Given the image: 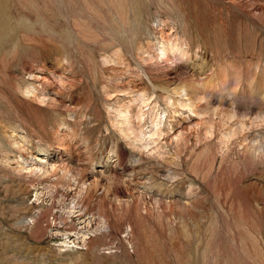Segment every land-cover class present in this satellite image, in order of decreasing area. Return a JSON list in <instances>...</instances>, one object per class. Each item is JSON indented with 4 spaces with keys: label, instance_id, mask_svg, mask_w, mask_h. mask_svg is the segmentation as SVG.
Here are the masks:
<instances>
[{
    "label": "rangeland",
    "instance_id": "obj_1",
    "mask_svg": "<svg viewBox=\"0 0 264 264\" xmlns=\"http://www.w3.org/2000/svg\"><path fill=\"white\" fill-rule=\"evenodd\" d=\"M162 19L188 57L144 64ZM191 73L211 77L207 116L129 144L116 106L141 88L172 113L163 96ZM263 95L264 0H0V264H264V158L203 135L219 109L255 117ZM98 202L110 231L82 242Z\"/></svg>",
    "mask_w": 264,
    "mask_h": 264
},
{
    "label": "bare ground",
    "instance_id": "obj_2",
    "mask_svg": "<svg viewBox=\"0 0 264 264\" xmlns=\"http://www.w3.org/2000/svg\"><path fill=\"white\" fill-rule=\"evenodd\" d=\"M154 25H155V29H156L157 36H158L157 41L153 45L147 44L148 46L142 47L140 44H138V47H137L138 49L136 51L137 52L136 55L139 56V59L144 64H150L158 60L168 62L169 59L174 58V57H181V58L188 57V47H187L188 41L186 40V37L183 35V33L178 31L176 22L170 21V24L167 25L166 19L165 20L162 19L160 23L154 24ZM119 51H120V48H118L114 52L115 56L118 58H119ZM109 57L111 56H108V59L110 60L111 58ZM210 81H211V77L209 76L197 75L195 73H191L186 80L181 81L179 84L173 85L172 83L173 86L170 88V90L168 89L169 91L165 92L163 96L164 100L167 103L166 104L167 107L169 108L170 111H172V113L169 112V114H166L165 108L164 110H162L161 108L160 110L163 111L162 115L160 114L162 111H158L159 108L158 109L156 108L154 110V108L156 107L155 97H153L152 94L150 93L148 94L145 90L139 87L140 89H136L133 95L128 100H126L125 103H119V105L116 106L115 108L116 117L113 119L114 121L112 120L111 117L110 118L113 122H115L116 127H117L116 129L124 137L130 140L129 144H131L132 146L138 149H141L142 147H146L151 143V147L158 148L160 147V144H159L160 139L163 138L164 135H167L169 133V130L171 129V124H170L172 120L171 116H176L179 114L184 119L190 116H194L198 118H205L204 116H207L208 113L206 109L204 108L197 109L195 107V101L204 100V97H207L209 93H211V90H210L211 82ZM173 95L177 97L174 98ZM215 108L216 107H213V109ZM223 109L222 110L219 109L220 111L218 113L217 119H212L213 117L211 119L210 117L206 118L207 119L205 120L206 125L204 124L205 128L203 130V135L205 139L210 141V139H212L216 133L219 138H222L225 136L226 138L222 140L220 147L222 148V153H224V155L230 154L233 160H235L238 155L242 153H246V152L250 154L251 160L253 162L256 161V158L258 157L264 158V137H262V135L260 136L261 133H258L257 131L258 126L256 123L257 121L259 122V120L256 121V119L258 118L257 116L260 113L262 114L260 115L261 120L264 123V112H263L264 109H261L260 107L257 108L258 114L255 115V117L257 118L251 116L252 113L250 115L246 114L247 121L242 119L243 115L238 116L235 113V111H231L230 108H229L230 111H227L228 109H226V111ZM181 110H186L187 112L184 115H182L183 113L181 112ZM166 119H167V124L165 125L164 121ZM143 122H145L144 126L142 125ZM197 126H198V123H197ZM246 132H248V134ZM249 133H252V134L249 136ZM183 136L184 135L181 133V130H180V132L172 133L170 135V139L171 140L173 139V141L178 142L180 140L182 141V139L184 138ZM50 167L51 168H48V169L52 170V168L54 167V164H52V166ZM100 174H102V172ZM86 193H87V186L82 181L78 187V192H77V197H79V199L76 198L73 205L71 204L72 206H69L70 208H68V211H67L68 213L76 211V210H71L72 208L75 207L76 204L79 205V208L77 209V211L81 210V207L83 206L82 202H83V199ZM95 218L96 219L94 220L93 226L90 225L89 220L81 219L83 222L82 226L86 227L87 229H85V231L77 230L75 231V234L79 237V239H81L82 242L86 241V238L88 237V232L90 231L91 233H94V235L98 233L102 236L104 234L109 233L110 231L109 218L106 212L104 211V209H102V207L100 206V202H98V205L96 207V217ZM91 226H92V229L89 228ZM96 237L98 238V236Z\"/></svg>",
    "mask_w": 264,
    "mask_h": 264
}]
</instances>
